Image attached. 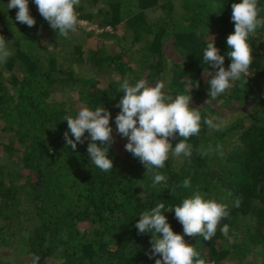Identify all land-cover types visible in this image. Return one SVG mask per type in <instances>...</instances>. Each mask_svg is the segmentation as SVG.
I'll list each match as a JSON object with an SVG mask.
<instances>
[{"label": "trees", "instance_id": "16d2710c", "mask_svg": "<svg viewBox=\"0 0 264 264\" xmlns=\"http://www.w3.org/2000/svg\"><path fill=\"white\" fill-rule=\"evenodd\" d=\"M9 2L0 0V35L12 52L0 63V264H33V257L36 264H155L162 257L153 254V234L135 228L140 213L160 202L168 210L197 188L226 204L230 215L210 241L185 236L187 243L215 264H264V27L249 37L251 74L206 103L211 77L205 72L216 69L203 52L214 38L229 67L231 5L240 0H80L78 19L99 32L78 25L67 38L50 27L34 0H28L32 27L16 21L18 9H8ZM258 3L264 18V0ZM124 78L163 81L172 96L199 82L191 107H199L202 118L220 119L226 111L233 118L220 131L202 123L199 136L188 141L192 156H182L181 164L170 158L157 170L167 181L153 187L139 159L118 150L115 117ZM98 106L111 113L109 172L91 162L87 132L76 149L64 139L65 116ZM184 179L190 188L180 186ZM163 214L183 234L174 211ZM16 248L21 254L14 262L3 257L2 250Z\"/></svg>", "mask_w": 264, "mask_h": 264}, {"label": "clouds", "instance_id": "9594fccd", "mask_svg": "<svg viewBox=\"0 0 264 264\" xmlns=\"http://www.w3.org/2000/svg\"><path fill=\"white\" fill-rule=\"evenodd\" d=\"M40 15L49 22L50 27L58 35L67 38L70 32H75L80 23L76 8L80 0H34ZM8 9L16 8V21L29 27L35 25V19L30 15L28 0H10ZM231 21L234 22V32L227 37L229 51L227 56L231 59L229 67L224 65L225 57L219 54V49L214 44V38L207 44L203 52V61L212 65L214 73L206 71L210 76V84L206 103L216 100L226 90L233 86V82L250 75V66L253 63V49L249 42L251 34L260 27H264V18H260L261 9L258 0H240L232 3ZM12 55L6 45L5 38L0 35V63H5ZM199 82L194 87L186 86L184 93L172 96L165 91L166 84L157 81L154 84L141 78L130 82L124 78L119 85L122 98L116 107L120 112L115 117L116 131L127 138L125 149L131 153L147 169L146 173L153 175V187L166 182L167 177L158 169H163L166 162L172 158H190L193 153L192 145L188 142L191 137L199 136L203 125L207 128L220 131L226 122L215 116L202 118L200 108L191 107L193 88H198ZM111 113L102 107L92 110L81 107L78 114L73 117L67 115L68 130L64 133L66 145L76 149L77 143H84L85 132L90 137L87 153L91 162L100 170L109 172L113 169V161L109 158V149L114 142L113 129L110 126ZM69 133L74 140L69 138ZM179 137V141L171 142ZM217 150L223 156L222 146L217 145ZM207 153H202L206 155ZM183 188H190V179H184ZM175 190V189H173ZM240 206L239 198L235 202ZM165 211H174L175 218L183 227V234L173 231L163 214ZM230 215L228 206L215 198H207V193L198 188L191 195L168 210L160 202L151 209L142 211L135 223L138 234L151 235L153 254H159L162 259H157L155 264H215L201 258L195 247L187 243L185 236H202L210 241L217 232L221 221ZM220 231L227 236L229 225L223 224ZM233 241L229 239V243ZM39 257H33L36 264Z\"/></svg>", "mask_w": 264, "mask_h": 264}, {"label": "rangeland", "instance_id": "374dc122", "mask_svg": "<svg viewBox=\"0 0 264 264\" xmlns=\"http://www.w3.org/2000/svg\"><path fill=\"white\" fill-rule=\"evenodd\" d=\"M79 21H80L79 26H83L87 30H93V29H95L97 32H99V30H98V28H97L96 25L90 24L89 22L82 21V20H79ZM108 30H111V29L108 28ZM107 45H108L109 48H111L112 46H114V43L112 41H110V39H108L107 40ZM170 55H172V53H170ZM232 118H233V115L231 113H228V111H226V114L224 116H222V118H220V119H222L226 123H228V122H231ZM120 136L122 138L118 141V145H119L118 146V150H119V153H123L126 150L125 149V144L128 141H127V138L123 137L121 134H120ZM170 158H172V157H170ZM182 158L183 157H180L179 159H177V158H172V159L175 160V163L181 164V159ZM20 251L21 250L20 249H17V248H16V250L13 249V251L10 250V249L9 250L8 249H4V250H2V254H3V257L5 259H8L9 261H13L14 262L15 259L19 256V254H21Z\"/></svg>", "mask_w": 264, "mask_h": 264}, {"label": "built area", "instance_id": "2783aa9c", "mask_svg": "<svg viewBox=\"0 0 264 264\" xmlns=\"http://www.w3.org/2000/svg\"><path fill=\"white\" fill-rule=\"evenodd\" d=\"M0 29H2V24H1V21H0Z\"/></svg>", "mask_w": 264, "mask_h": 264}]
</instances>
